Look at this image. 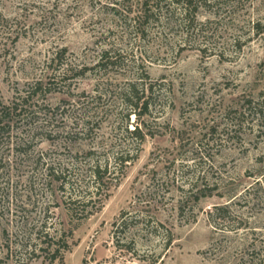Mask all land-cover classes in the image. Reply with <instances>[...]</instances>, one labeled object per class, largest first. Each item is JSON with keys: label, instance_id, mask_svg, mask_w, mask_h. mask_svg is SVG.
<instances>
[{"label": "rangeland", "instance_id": "rangeland-1", "mask_svg": "<svg viewBox=\"0 0 264 264\" xmlns=\"http://www.w3.org/2000/svg\"><path fill=\"white\" fill-rule=\"evenodd\" d=\"M144 1L0 0V100L43 84L0 134V264H264V0L189 29L170 4L146 32L127 19ZM136 82L141 121L120 97Z\"/></svg>", "mask_w": 264, "mask_h": 264}, {"label": "trees", "instance_id": "trees-1", "mask_svg": "<svg viewBox=\"0 0 264 264\" xmlns=\"http://www.w3.org/2000/svg\"><path fill=\"white\" fill-rule=\"evenodd\" d=\"M170 4L175 5V8H180L183 12L181 23L185 24L188 29L193 27L196 24V16L201 7H211V5H218L215 0H146L141 4V10L135 17L129 19L127 18L133 25H135L136 29H144L143 31H147V25L152 22V20H159L160 13L165 11L171 18L175 17L177 14L175 12V8L171 9L168 6ZM165 7V8H164ZM166 9V10H165ZM189 25V26H188ZM189 34V31H188ZM189 36V35H188ZM109 52L103 53L101 56L102 64L108 59ZM43 86L42 82H37L31 88V90L25 95L20 96L16 99V102L11 105H6L4 102L0 100V134L3 130H10L14 122H16L19 118L25 117V112L30 106V102L34 99L35 96H38L40 93V87ZM141 86H143L141 88ZM147 96V93H150ZM153 88L147 87L146 85H141L136 83H130L129 86L120 94L122 102L126 105L128 109L127 119L130 120L131 115L135 114V117L141 121L142 118L150 115L151 108V99H152ZM144 123V122H143ZM127 133L135 137L139 141H143L145 136L147 135L141 125H137L133 130L129 128L126 129ZM134 158L130 155H121L117 158L120 161L121 165L124 163L132 161ZM123 163V164H122ZM48 173L51 176H54L51 172ZM108 171L107 166L103 167L100 164H96L93 168V177L95 178V183L101 186L103 175ZM60 177H57L59 180ZM63 186V185H62ZM92 201H84V198H77L70 201V206H68V211L70 214H76L79 208L86 209ZM74 205V208L71 206ZM76 212V213H75ZM132 221V220H131ZM130 220L122 219V222L118 226V230L121 229V233L125 234L127 230L130 228L131 222ZM136 221V220H135ZM136 223V222H135ZM139 223V222H137ZM162 225V224H161ZM45 239H48L49 234H45ZM37 239H40V235H37ZM171 240L168 241L170 243ZM45 244H50L48 242H43ZM119 244V242H118ZM130 244V243H129ZM120 245V244H119ZM135 249V243H131L129 245V249L127 251L131 252ZM135 251V250H134ZM55 252V251H54ZM57 253V252H56Z\"/></svg>", "mask_w": 264, "mask_h": 264}]
</instances>
